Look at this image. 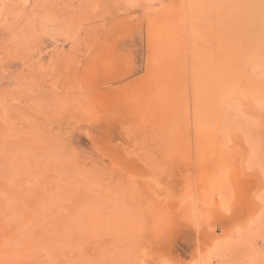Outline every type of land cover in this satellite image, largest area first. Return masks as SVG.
I'll return each mask as SVG.
<instances>
[{"label":"rangeland","instance_id":"374dc122","mask_svg":"<svg viewBox=\"0 0 264 264\" xmlns=\"http://www.w3.org/2000/svg\"><path fill=\"white\" fill-rule=\"evenodd\" d=\"M263 39L264 0H0V264H264V106L217 104Z\"/></svg>","mask_w":264,"mask_h":264},{"label":"bare ground","instance_id":"6f19581e","mask_svg":"<svg viewBox=\"0 0 264 264\" xmlns=\"http://www.w3.org/2000/svg\"><path fill=\"white\" fill-rule=\"evenodd\" d=\"M263 27V26H262ZM264 40V39H263ZM262 41V40H261ZM262 43V42H261ZM260 43V44H261ZM263 46V45H262ZM260 47V45H259ZM256 48L257 50L259 49ZM264 47V46H263ZM261 49V48H260ZM263 49V55H264V48ZM259 51V50H258ZM257 51V52H258ZM262 51V50H261ZM254 52V51H253ZM252 52V54H253ZM256 52V51H255ZM254 52V53H255ZM257 54V53H256ZM259 56V54H257ZM262 55V56H263ZM253 56H256L255 54L252 55ZM264 57V56H263ZM255 58V57H254ZM253 58V59H254ZM242 76V75H241ZM264 76V75H263ZM240 78V76H239ZM260 80V79H259ZM258 80V81H259ZM237 81H238V78H237ZM210 82V81H208ZM254 82V81H253ZM252 82V83H253ZM212 83V82H211ZM222 86L219 90V93H218V96H217V104H218V107L219 109H223L225 108L228 103L230 104V108H235L237 113L238 112H241L242 111V108H241V105H242V98L243 97H252L253 99H255L257 101V103L259 105H262L264 106V96L263 95H260L261 92H259L258 89H256V85L254 87H251L250 85V88H241L240 87V84L236 85L235 83V78L234 79H227V80H223L222 82ZM255 83V82H254ZM261 83V82H260ZM207 84V83H206ZM264 83H261L260 85L262 86ZM209 85V84H208ZM218 85V84H217ZM259 85V87H260ZM264 86V85H263ZM244 87V86H243ZM264 89V88H263ZM262 90V88L260 89ZM263 93V92H262ZM263 96V97H262ZM207 102V101H206ZM258 107V106H257ZM227 108V107H226ZM260 108V107H259ZM261 109V108H260ZM241 114V113H240ZM242 115V114H241ZM245 115V114H244ZM224 185V184H223ZM213 187V186H212ZM222 187V185L220 184L219 185V188ZM217 189V190H216ZM215 190L218 192L219 196L222 195V191L223 189H219L218 188H215Z\"/></svg>","mask_w":264,"mask_h":264}]
</instances>
